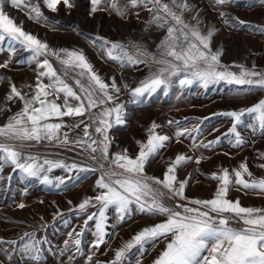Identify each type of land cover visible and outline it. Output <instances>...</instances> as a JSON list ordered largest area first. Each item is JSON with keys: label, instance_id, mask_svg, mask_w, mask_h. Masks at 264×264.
I'll list each match as a JSON object with an SVG mask.
<instances>
[{"label": "snow or ice", "instance_id": "snow-or-ice-1", "mask_svg": "<svg viewBox=\"0 0 264 264\" xmlns=\"http://www.w3.org/2000/svg\"><path fill=\"white\" fill-rule=\"evenodd\" d=\"M239 2L212 0L225 26L253 28L249 22L221 10L223 6ZM42 3L51 12H57L61 3L68 9L75 6L74 0H42ZM259 3L264 6V0H259ZM9 4L13 8L26 9L28 18L37 23H54L43 14L39 2L0 0V50L7 44L10 57L17 52H25L29 54L27 62L36 65V83L26 86L30 93L18 89L9 81L10 91L6 101L18 99L22 108L0 126V173H3L5 166H10L12 173L18 171L22 181H37L57 189L67 187L69 181L74 182L73 173H77L75 179H80L79 173L85 174V177L88 173H100L95 181V187L99 190L97 194L83 199L71 209L86 218L79 231L73 228L67 233L68 238L64 240V247L59 249L58 255L71 253V261L76 254H83L82 238L91 221L95 238L89 243L86 260L88 264H101L99 261L93 262L95 252L92 250L98 251L101 245L108 243L106 238L114 235L108 231L109 209H112V218L116 223L124 222L134 211L164 219L141 229L114 251L111 260L103 264H131L129 254L134 249L138 254L136 264H141L140 257L147 250L146 246L155 247L161 240L165 242V247L153 264H264V208L244 207L238 199L233 201L228 198L233 188L246 194L252 190L255 194L264 195V178L254 177L247 163L241 162L236 169H221L211 174L209 178L217 182L212 198H188L185 190L191 176L179 180L177 169L186 165L192 157L176 155L162 178L148 176L145 172L150 159L158 155L170 140L169 135L157 132L160 126L155 122L148 129L146 142H137L139 150L134 157L128 154L127 149L110 153L112 139L108 132L114 125H123L127 115L125 105L117 102L120 85L114 77L110 78L111 83L105 82L82 51L51 49L46 42L26 32L5 11ZM140 6L152 14L149 24L165 30V37L155 53L135 42L123 44L100 36L90 38L94 46L99 41L101 54L121 68L141 64L149 68V73L135 88L129 89L127 84L123 85L129 91L130 103L145 102L158 92L167 97L174 88L183 91L196 86L207 91L221 83L237 86L238 91L246 93L253 90L264 92V71L256 70L254 66L235 65L239 71L234 72L221 63L222 50L213 51L211 47L217 29L213 25L204 26L199 10L190 0H90V14L110 10L126 18L130 9ZM186 14L190 15V19ZM253 30L264 33V26H256ZM49 57L59 62L62 73L53 66ZM10 62L11 59L0 63V69H7ZM45 78L47 83L44 82ZM69 79L74 81L78 91L67 82ZM5 110L10 111L0 107V111ZM219 115L232 120L230 129L222 136L229 137L235 148L247 143L238 127L251 129L253 135L257 132L264 135V98L251 107ZM63 117H85L73 125L77 128L83 125V136L70 139L67 132H62V128L66 127ZM245 117H251V120L246 122ZM54 119L59 122H51ZM172 123L169 121V124ZM175 123L177 142L186 134L191 137L192 133L201 132L199 125L190 130L186 126L181 127L179 122ZM90 128L93 132L89 131ZM33 141H57L71 150L79 148L80 154L86 153V159L92 160L96 166L47 158L41 162L39 156L22 151L30 146L28 142ZM220 142L221 137H217L207 143L201 141L196 144L194 141L193 146L210 148ZM200 159H195V163L199 164ZM259 159L264 160V153L259 154ZM260 167L264 168V163ZM57 168L63 169L68 176L50 177L49 173ZM2 179L4 177L0 175ZM8 179H12L11 174ZM24 191L27 194V187ZM18 207L23 209L25 204L19 203ZM90 208L95 210L89 211ZM59 215L62 213L58 210ZM63 223L67 225L68 220L65 219ZM4 243L10 247H0V251L9 260L13 251H19L31 257L35 264H42L45 251H55L50 241L37 238L34 232H24L20 236L19 248L15 240H0V245ZM46 244L49 245L47 249L44 248Z\"/></svg>", "mask_w": 264, "mask_h": 264}, {"label": "rangeland", "instance_id": "rangeland-1", "mask_svg": "<svg viewBox=\"0 0 264 264\" xmlns=\"http://www.w3.org/2000/svg\"><path fill=\"white\" fill-rule=\"evenodd\" d=\"M31 2H39L43 14L54 23L47 25L37 23L28 18L26 9L13 8L10 4L6 6L5 11L11 18H14L18 25H22L26 32L46 42L51 49L82 51L94 70L105 82L111 83L110 78L114 77L120 85L121 92L117 102L125 105L127 115L123 125H114L108 132L112 139L110 153L122 152L127 149L128 154L134 157L139 150L137 142H146L148 129L155 122L160 126L157 132L169 135L170 140L167 142V146L160 150L158 155L152 157L146 165L145 172L148 176L162 178L168 164L175 159L176 155H191L192 152L188 153L186 148L189 149L187 145L190 146L192 140H195V133L191 137L186 134L180 137L179 142H177L175 137L177 125L175 122H179L181 127L186 126L191 130L198 125L196 98L211 95L214 91L218 95H226L230 91V87L221 83L220 85L211 86L207 91L196 86L183 91L174 88L167 97L158 92L145 102L132 104L129 102V91L123 85L127 84L129 89L135 88L140 81L139 79H141V74L144 73V64L121 68L119 64L101 54L99 41L94 46L90 42V38L94 39L96 36H100L109 41L123 44L135 42L142 45L149 52L155 53L161 40L165 37V30L148 23L152 14L143 6L130 9L126 18H121L110 10L90 14V0H74L75 6L71 9L66 8L61 3L57 12H51L43 5L42 0H31ZM190 3L199 10L204 26L213 25L217 29L211 47L213 43L217 44V49L222 50L223 54L227 53L230 45L240 42L245 37L259 35L261 32L254 31V27L264 26V6L260 5L259 0H240L237 4L223 6L221 9L231 16H237L241 20L249 22L253 28H229L225 26L218 15L217 7L213 6L212 0H190ZM186 16H189L190 19L189 14H186ZM0 55L3 61L5 57L7 60L11 59L7 69H0V77H3V80H0V99L4 98V86L9 85V81L14 83L17 79H23L26 82L25 85H35L36 72L34 69L36 65L27 62L28 53L17 52L15 56L10 57L7 44H5L0 50ZM49 59L58 72L62 73V66L59 62L54 57H49ZM44 82H48L46 78ZM67 82L73 85L74 90L78 91L73 80L69 79ZM27 90L26 92L30 93L31 90L29 88ZM20 103L16 99L6 104L5 108L10 109V111L6 110V119L0 121V126L6 124L9 119L8 116L10 117L21 110L22 103ZM98 110L94 109L93 111ZM82 119H85V117H63L66 127L62 128L61 131L67 132L70 139L82 137L83 125L79 128L73 126ZM169 121L174 123L169 124ZM51 122L59 121L54 119ZM88 122L90 123V121ZM89 131L93 132V129L90 128ZM28 143L30 146L22 149V151L39 156L41 162L44 158H47L50 160H63L66 163L76 162L86 166H96L92 160L86 159V153L80 154L79 148L71 150L70 147L62 146L57 141H42L40 143L33 141ZM189 166L190 162L177 169L179 180L191 176L185 195L190 199H206L204 198L206 193L202 191V189H205L202 172L199 173L195 167ZM105 167H107V164ZM9 174L12 175L11 180L8 179ZM0 175L4 177L0 180V240H15L18 242L17 248H19L20 236L24 232H34L37 238L50 241L51 247L55 250L54 252L45 251L42 264H88L86 257L89 254V243L95 238L93 236L94 226L91 221L89 222V229L85 231L82 238L83 254H76L69 261L71 253L60 256L58 252L59 249L64 247L63 242L68 238L67 233L72 231L73 228L79 231L83 226L85 215L77 214L71 209L75 208L83 199L97 194L99 190L95 187V181L100 173H88L86 177L85 174L79 173L80 179H75L77 173H73L74 182L69 181L67 187L62 186L60 189L39 184L37 181H31L30 183L22 181L18 171L12 173L10 166H5L3 173H0ZM49 175L52 178L67 177L68 173L57 168L53 169ZM206 186V189L214 187L213 182L210 181ZM26 187L27 194L24 191ZM69 201H71V204H69ZM19 203H24L25 207L23 209L19 208ZM58 210L62 215L57 216ZM94 210L89 209V211ZM113 215L112 209H109L108 231L114 233V235L107 237L108 243L101 245L98 251L92 250L95 252L93 262L99 261L103 264V262L111 260L114 257V251L120 248L124 242L129 241L141 229L159 223L164 219L160 216H150L134 211L124 222L116 223L112 218ZM65 219L68 220L67 225L63 223ZM112 225H115V227H112ZM0 247L8 249L10 245L4 243ZM48 247L49 245H44L45 249ZM164 247L165 242L163 240L158 242L155 247L147 245V250L140 257L141 264H153V261ZM129 255L131 264H136L138 255L136 250L134 249L133 253ZM11 257V260H9L8 256L0 251V264H35L31 257L25 256L19 251H13Z\"/></svg>", "mask_w": 264, "mask_h": 264}, {"label": "crops", "instance_id": "crops-1", "mask_svg": "<svg viewBox=\"0 0 264 264\" xmlns=\"http://www.w3.org/2000/svg\"><path fill=\"white\" fill-rule=\"evenodd\" d=\"M212 47L213 51L218 50L217 44L213 43ZM220 60L223 65L229 66V70L234 72L239 71V68L235 67V65H243L247 68L254 66L256 70L264 71V33H260L255 37L247 36L240 40V42L230 45L227 53L222 54ZM0 61L2 63L3 59L0 58ZM4 61H7L6 57ZM144 66V73L141 74V79L139 80H142L149 73V68L146 65ZM14 84L24 92L28 91V87H26L28 84L25 85V80L17 79L14 81ZM228 87H230V91L226 95H218L216 91L211 95H197L196 110L201 132L199 134L195 133V140H192L190 146L187 145L189 149L186 148L188 153L192 152L189 155L193 158L189 161V167H195L199 173L202 172L203 174L202 179L205 189H202V191L206 193L204 197L206 199L212 198L217 187V182L209 177L212 173L219 172L221 169H229L231 171L238 168L241 162H246L254 177L264 178V168L260 167V164L264 163V160L259 159V154L264 153V135L259 132L253 135L251 129L242 126L238 127V131L246 138L247 143L240 148H235L230 143L229 137L222 136L223 133L228 132L230 129L232 120L229 117L219 115L223 112L251 107L264 98V92L253 90L251 93H246L238 91L237 86ZM4 88V98L0 99V107H5L9 103V101H6V95L10 91L9 85H5ZM5 112L6 110L0 111V121L6 119L5 114L7 113ZM248 120H251V117H245V121L247 122ZM201 121L203 123H200ZM192 135L194 134L192 133ZM217 137H221V142L213 147L195 148L193 146L194 141L196 144H199L201 141L207 143ZM197 158H201L199 164L195 163V159ZM209 181L213 182L214 187L212 189L209 187L206 189V184ZM228 198L233 201L238 199L244 207L264 208V195L255 194L252 190H248L246 194L245 191H237L233 188L229 192Z\"/></svg>", "mask_w": 264, "mask_h": 264}]
</instances>
